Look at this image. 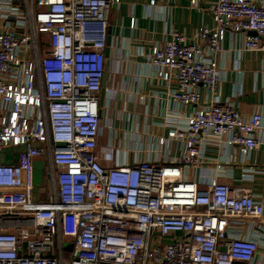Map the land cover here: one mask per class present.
Returning <instances> with one entry per match:
<instances>
[{
	"label": "built area",
	"instance_id": "obj_1",
	"mask_svg": "<svg viewBox=\"0 0 264 264\" xmlns=\"http://www.w3.org/2000/svg\"><path fill=\"white\" fill-rule=\"evenodd\" d=\"M113 2L0 0V151L24 149L0 163V264H252L264 201L187 171L210 145L242 158L262 146L264 115L247 119L220 101L214 56L239 34L244 50L264 53V2L217 0L213 27L190 38L172 31L151 52L156 77L176 84L171 101L197 108L168 130L186 154L117 167L97 153ZM35 160L46 164L47 201L36 200Z\"/></svg>",
	"mask_w": 264,
	"mask_h": 264
},
{
	"label": "crops",
	"instance_id": "obj_2",
	"mask_svg": "<svg viewBox=\"0 0 264 264\" xmlns=\"http://www.w3.org/2000/svg\"><path fill=\"white\" fill-rule=\"evenodd\" d=\"M258 3L264 0H255ZM217 0H117L108 14L110 56L106 62V92L100 107L102 119L97 153L105 166L117 167L149 160L178 164L185 147L168 139V130L184 127L197 108L171 101L176 84L162 82L149 64L154 49L164 48L170 33L193 37L204 26L213 27L210 8ZM154 6H151V4ZM110 32V35H109ZM242 35H227L223 52L214 56L223 76L219 99L238 109L244 118L264 115V53L242 48ZM204 91V88H200ZM101 101L103 103H101ZM262 146L242 158L235 147L210 145L206 157L190 168V179L210 175L231 187L264 201V136ZM24 151V149H23ZM16 148L0 153V163L15 164ZM18 156V157H17ZM222 165V169H217ZM36 200L47 201L46 185L36 188ZM264 234V217L259 224ZM252 264H264L262 243Z\"/></svg>",
	"mask_w": 264,
	"mask_h": 264
},
{
	"label": "water",
	"instance_id": "obj_3",
	"mask_svg": "<svg viewBox=\"0 0 264 264\" xmlns=\"http://www.w3.org/2000/svg\"><path fill=\"white\" fill-rule=\"evenodd\" d=\"M117 0H114L116 2ZM110 35V32H109ZM107 50H106V57L108 58L110 56V47H111V37H108L107 40ZM102 90H101V99L104 100L105 92H106V75L104 76L103 83H102ZM101 101V103H103ZM18 157V156H17ZM45 162L41 160H35L32 164V184L35 188H41L45 182ZM72 249V248H71Z\"/></svg>",
	"mask_w": 264,
	"mask_h": 264
},
{
	"label": "rangeland",
	"instance_id": "obj_4",
	"mask_svg": "<svg viewBox=\"0 0 264 264\" xmlns=\"http://www.w3.org/2000/svg\"><path fill=\"white\" fill-rule=\"evenodd\" d=\"M16 150H17L18 152H22V151H23V148H22V147H19V148H16ZM3 153H4V152L0 153V156H1ZM65 248L68 249V250H70V249L72 248V244H70V243L66 244Z\"/></svg>",
	"mask_w": 264,
	"mask_h": 264
},
{
	"label": "trees",
	"instance_id": "obj_5",
	"mask_svg": "<svg viewBox=\"0 0 264 264\" xmlns=\"http://www.w3.org/2000/svg\"><path fill=\"white\" fill-rule=\"evenodd\" d=\"M45 42H46V40H45V39H44V40H42V43H43V44H45Z\"/></svg>",
	"mask_w": 264,
	"mask_h": 264
}]
</instances>
